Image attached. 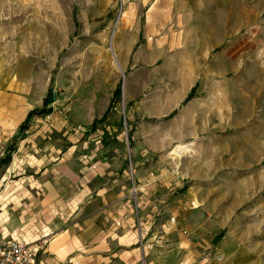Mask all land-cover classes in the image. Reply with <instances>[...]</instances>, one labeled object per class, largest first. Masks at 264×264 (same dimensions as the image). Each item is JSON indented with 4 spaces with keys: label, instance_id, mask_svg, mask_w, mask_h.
<instances>
[{
    "label": "rangeland",
    "instance_id": "obj_1",
    "mask_svg": "<svg viewBox=\"0 0 264 264\" xmlns=\"http://www.w3.org/2000/svg\"><path fill=\"white\" fill-rule=\"evenodd\" d=\"M208 6L212 67L198 69L196 86L178 99V62L139 56L142 44L151 53L164 42L121 36L120 46L132 49L129 65L120 60L124 0H0V193L21 175L1 160L24 135L38 154L48 142L75 141L84 166H92V155L104 161L121 152L133 190L169 184L189 219L191 210L204 209L264 264V0ZM225 30L243 37L221 44ZM201 37L192 36L196 46ZM237 37L244 45L236 58L217 56L235 50ZM50 92L52 109L28 120Z\"/></svg>",
    "mask_w": 264,
    "mask_h": 264
},
{
    "label": "crops",
    "instance_id": "obj_2",
    "mask_svg": "<svg viewBox=\"0 0 264 264\" xmlns=\"http://www.w3.org/2000/svg\"><path fill=\"white\" fill-rule=\"evenodd\" d=\"M220 1L124 0L116 31L120 60L129 65L132 49L120 46L121 36L143 42L142 35L148 45L164 42L151 53L142 44L139 56L148 62L156 56L168 65L178 62L174 82L179 84L178 99H183L196 86L198 69L212 67L213 15L208 5ZM198 32L202 37L196 46L192 36ZM234 35L242 36L225 30L224 41L220 36L215 39L223 44ZM238 37L235 50L217 56L236 58L244 45V38ZM30 138L23 136L11 158L21 175L0 193V236L17 233L30 242L34 252L30 264H258L255 253L224 234L223 226L215 227L204 209L191 210L195 214L189 219L188 207L173 200L169 184L134 193L126 154L118 152L104 161L92 155V166H84L75 141L48 142L39 146L38 154L29 152L37 147Z\"/></svg>",
    "mask_w": 264,
    "mask_h": 264
},
{
    "label": "built area",
    "instance_id": "obj_3",
    "mask_svg": "<svg viewBox=\"0 0 264 264\" xmlns=\"http://www.w3.org/2000/svg\"><path fill=\"white\" fill-rule=\"evenodd\" d=\"M135 187L134 193L137 189ZM33 256L31 243L21 238L17 233L11 234L9 237L0 236V264H30Z\"/></svg>",
    "mask_w": 264,
    "mask_h": 264
},
{
    "label": "trees",
    "instance_id": "obj_4",
    "mask_svg": "<svg viewBox=\"0 0 264 264\" xmlns=\"http://www.w3.org/2000/svg\"><path fill=\"white\" fill-rule=\"evenodd\" d=\"M121 94V90H120V88H117L115 91H114V95H113V101L115 100H117V98H118V96ZM54 101V95L53 94H51V92H50V94H49V97L45 100V103H44V106L42 107V108H36V109H34V110H32L30 113H29V115H28V120H29V118L31 117V116H33L34 114H41V113H44V112H48V111H50L51 109H52V107H49L48 108V106L52 103ZM25 126V127H24ZM22 125L21 126V128H22V130H25V128H26V126L27 125ZM14 148V147H13ZM12 150H10L9 151V153H8V156L6 157V158H3L2 160H1V162H10L11 161V152Z\"/></svg>",
    "mask_w": 264,
    "mask_h": 264
},
{
    "label": "bare ground",
    "instance_id": "obj_5",
    "mask_svg": "<svg viewBox=\"0 0 264 264\" xmlns=\"http://www.w3.org/2000/svg\"><path fill=\"white\" fill-rule=\"evenodd\" d=\"M185 152H186V146H185V145L180 146V147L178 148V154H179V156H181V155L184 154Z\"/></svg>",
    "mask_w": 264,
    "mask_h": 264
}]
</instances>
